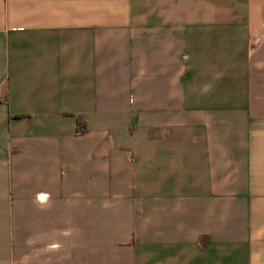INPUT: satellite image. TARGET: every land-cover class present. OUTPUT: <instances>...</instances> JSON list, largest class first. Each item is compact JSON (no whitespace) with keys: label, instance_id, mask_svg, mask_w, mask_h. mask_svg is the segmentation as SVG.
<instances>
[{"label":"crops","instance_id":"0c3cea01","mask_svg":"<svg viewBox=\"0 0 264 264\" xmlns=\"http://www.w3.org/2000/svg\"><path fill=\"white\" fill-rule=\"evenodd\" d=\"M0 264H264V0H0Z\"/></svg>","mask_w":264,"mask_h":264},{"label":"trees","instance_id":"16d2710c","mask_svg":"<svg viewBox=\"0 0 264 264\" xmlns=\"http://www.w3.org/2000/svg\"><path fill=\"white\" fill-rule=\"evenodd\" d=\"M86 130V127H85V123H84V120L78 116L77 117V124H76V131L78 133H82Z\"/></svg>","mask_w":264,"mask_h":264},{"label":"rangeland","instance_id":"374dc122","mask_svg":"<svg viewBox=\"0 0 264 264\" xmlns=\"http://www.w3.org/2000/svg\"><path fill=\"white\" fill-rule=\"evenodd\" d=\"M253 5H254V7L257 9V6H258V0H253ZM240 8H241L240 6H237V7H236V14H237L238 10L241 11Z\"/></svg>","mask_w":264,"mask_h":264}]
</instances>
